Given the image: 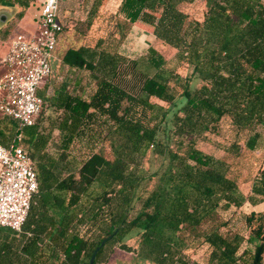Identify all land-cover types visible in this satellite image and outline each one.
<instances>
[{"label": "trees", "instance_id": "16d2710c", "mask_svg": "<svg viewBox=\"0 0 264 264\" xmlns=\"http://www.w3.org/2000/svg\"><path fill=\"white\" fill-rule=\"evenodd\" d=\"M14 1L29 7L28 0L0 6ZM197 1L122 0L119 41L100 38L64 52L63 64L89 72L96 84L87 98L58 94L62 154L49 152L53 136L38 125L23 129L39 189L22 232L0 228V264H91L97 248L92 264L106 263L115 248L131 254L132 264H263L257 252L242 250L244 236L222 230L228 224L219 210L264 204V167L246 197L229 163L198 143L219 134L227 119L235 139L223 150L234 158L244 150L241 136L264 133V0H204L195 19L182 6ZM102 3L94 1L86 30ZM135 25L151 26L176 51L177 65L152 47L139 58L123 54ZM1 117L0 144L8 145L19 126ZM92 131L102 146L84 162L71 160L65 151ZM105 144L112 159L102 154ZM247 222L259 226L248 242L263 250L264 210H252ZM134 234L135 247L124 241ZM192 241L208 246L204 263L190 256Z\"/></svg>", "mask_w": 264, "mask_h": 264}, {"label": "rangeland", "instance_id": "374dc122", "mask_svg": "<svg viewBox=\"0 0 264 264\" xmlns=\"http://www.w3.org/2000/svg\"><path fill=\"white\" fill-rule=\"evenodd\" d=\"M12 7L0 9V14H3L5 21L0 23V74H1V58L5 54L8 45L9 35L15 32V36L18 35H30L22 31H28L27 24H21L20 12L25 13L26 9L22 7L17 1ZM29 7H32V12L35 14L40 13V1L28 0ZM74 3L79 4L76 8L78 10L65 13L63 8H60V17L64 23V31L60 37L59 44L55 53V59L53 61V72L48 81L46 82L43 91L41 92L47 98V107L38 118V126L42 129V133L50 134L53 136L52 141L48 147L50 153L55 156L62 154L60 148L62 132L59 127V123L62 122L64 115L63 112L58 110L54 103L57 100L59 92H69L73 95H80L87 98L96 84V79L92 77L87 71H78L63 64L61 57L64 52L69 48H79L80 46L93 47L98 39L110 40L114 39L119 41L121 37V29L118 27L120 17L113 10H116L118 0H109V10L106 12L98 13L96 22L90 30H86L84 22L88 16V8L92 4V0H74ZM204 6V0H199L194 4L184 5L182 9L187 12L191 17L195 19L202 18V11ZM69 10V9H68ZM112 10V12H111ZM70 11V10H69ZM99 17V18H98ZM37 20V18H35ZM137 27H139L137 25ZM134 28L131 32L132 38L127 41V47L121 46L120 51L125 53L131 58H139L147 53L148 48L152 47L159 53L163 54L169 61L170 66L177 65L174 59L176 53L175 50L164 45L162 42L156 40L152 34L150 27ZM8 36V37H7ZM135 37V38H134ZM137 37V38H136ZM6 38V39H5ZM129 44V45H128ZM138 49V50H137ZM177 73L185 77L189 70L185 65L177 66ZM178 103H183V100H177ZM2 117L0 115V121ZM92 128V127H91ZM86 134L78 137L67 149L66 155L76 162H84L91 154L96 153L102 141L100 137L94 133ZM264 133L260 130L259 133H246L240 137L239 142L244 148L239 157H232L229 153L223 150V147L229 146L235 139V131L231 123L225 119L221 124L220 133L209 134V141L198 143V147L205 153L214 156L215 158L225 160L231 166L229 176L237 179L239 183L240 192L244 196H248L251 192L252 185L258 176L260 170L264 167ZM92 138H91V137ZM24 148L29 151V147L22 144ZM94 151V152H93ZM102 154L105 157L112 159V154L108 150V145L105 144L102 147ZM264 210V204L259 206H251L248 202L242 207L231 208L228 211L219 210V218L222 222H226L228 225L222 228L226 234L230 236L239 233L245 238V244L243 249L248 248L252 253L257 252L255 244L248 242L254 228L259 227L258 224L250 226L247 222V216L252 211ZM264 228V225L262 226ZM131 246H137L138 236L133 235L124 240ZM193 246L189 251L193 260L200 263H204L208 259L209 250L206 244L192 241ZM264 264V249L261 252V256ZM133 256L127 252L115 248L111 253L109 259L104 264H132ZM140 264H151L147 261H141Z\"/></svg>", "mask_w": 264, "mask_h": 264}, {"label": "built area", "instance_id": "2783aa9c", "mask_svg": "<svg viewBox=\"0 0 264 264\" xmlns=\"http://www.w3.org/2000/svg\"><path fill=\"white\" fill-rule=\"evenodd\" d=\"M39 1L35 31L15 36L1 59L0 114L15 120L19 132L9 146L0 144V228L17 234L39 189L34 160L22 145L23 129L36 126L45 109L40 91L52 75L65 27L59 0Z\"/></svg>", "mask_w": 264, "mask_h": 264}, {"label": "crops", "instance_id": "0c3cea01", "mask_svg": "<svg viewBox=\"0 0 264 264\" xmlns=\"http://www.w3.org/2000/svg\"><path fill=\"white\" fill-rule=\"evenodd\" d=\"M94 1L95 0H92V4L91 6L88 8V13L91 11L92 7H93V4H94ZM109 0H103V3L102 5L99 7V13H104L106 12L107 10H109V4H108ZM121 3H122V0H118V4L116 5V10H113L115 13H118L119 12V8L121 6ZM59 5H60V8H63L65 13H68V12H72V11H76L78 10V8H76L79 4H76L74 3V0H59ZM4 8H7V7H4V6H0V9H4ZM70 11H69V10ZM112 12V10H111ZM39 14H35V11L32 12V7H28V9H26V12L24 13V16L20 19L21 20V24H27V29L28 31H22L24 33H29V34H32L34 31H35V28H36V20L35 18H38ZM61 18V17H60ZM99 18V17H98ZM62 20V18H61ZM5 21V18L3 17V14H0V23H3ZM94 22H96V20H94ZM134 28H138L140 30L139 27H137V25H135L133 28H132V31L133 32V29ZM131 32L129 33V35L127 36L126 40L124 41L123 43V46H126L127 47V41L129 39L132 38V35L133 33L131 34ZM8 37V36H7ZM15 37V32L11 35H9V38L7 39L8 41V45H7V50L5 52V54L7 53L8 49H9V46H10V43L11 41L13 40V38ZM135 38V37H134ZM137 38V37H136ZM6 39V38H5ZM129 45V44H128ZM128 48V47H127ZM138 50V49H137ZM4 54V55H5ZM125 54V53H123ZM4 55L2 56V58L4 57ZM126 55V54H125ZM128 56V55H127ZM129 57V56H128ZM1 58V59H2ZM1 75V74H0ZM44 88V87H43ZM43 88L42 90L40 91V95L43 97V99L45 98L46 99V96H44L41 92L43 91ZM1 115V114H0ZM12 119V118H11ZM38 125V123H37ZM36 125V126H37ZM35 127V126H34ZM13 142V141H12ZM11 142V143H12ZM10 143V144H11ZM10 144L8 145H3V146H9ZM2 145V144H1ZM33 158V157H32ZM34 160V158H33ZM35 162V160H34Z\"/></svg>", "mask_w": 264, "mask_h": 264}, {"label": "water", "instance_id": "95a60500", "mask_svg": "<svg viewBox=\"0 0 264 264\" xmlns=\"http://www.w3.org/2000/svg\"><path fill=\"white\" fill-rule=\"evenodd\" d=\"M109 239H111V237H110V238H106V239H104L101 245H104ZM99 249H100V248H97L96 251H95V253L93 254V256H92V258H91V264L93 263V261H94V259H95V256H96V253L99 251ZM261 252H262V248L260 247V248H258V250H257V254H256V259H257V260H258L259 257L261 256Z\"/></svg>", "mask_w": 264, "mask_h": 264}]
</instances>
